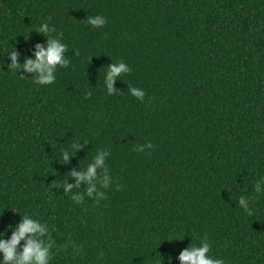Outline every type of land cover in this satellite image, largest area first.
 <instances>
[{"label": "trees", "instance_id": "trees-1", "mask_svg": "<svg viewBox=\"0 0 264 264\" xmlns=\"http://www.w3.org/2000/svg\"><path fill=\"white\" fill-rule=\"evenodd\" d=\"M95 14L103 27L85 22ZM42 21L68 46L50 85L7 68L11 47L22 63L46 40ZM121 59L131 71L109 95ZM103 149L105 198L73 202L54 184ZM261 176L264 0H0V230L46 221L50 264H179L201 237L225 264H264V194L251 216L236 203Z\"/></svg>", "mask_w": 264, "mask_h": 264}, {"label": "clouds", "instance_id": "clouds-1", "mask_svg": "<svg viewBox=\"0 0 264 264\" xmlns=\"http://www.w3.org/2000/svg\"><path fill=\"white\" fill-rule=\"evenodd\" d=\"M85 22L92 27H103L106 17L101 14L87 15ZM35 31L43 34L46 40L43 43H36L31 56H25L23 62L17 61V51L11 47L8 53L9 63L7 68L19 77V69H23L24 73H29L33 77V82L37 85H50L56 79L57 68L68 66L69 58L66 56L68 46L56 36L51 35L55 28L47 21H42L34 28ZM131 69L123 59L117 62L107 64V70L103 76V87L105 91L111 95L116 89L113 87V81L122 73H129ZM29 76V75H28ZM128 92L138 100H143L145 90L143 88L129 85ZM90 93L85 92V96ZM80 147L79 143L72 146L73 151L67 149L62 150L61 158L67 162L70 155L74 154L75 149ZM151 142H145L135 146L136 151L151 149ZM108 156L107 149L97 150L91 161L82 168L72 169L67 176L75 178L73 184L67 183V177L57 184H62L64 193H67L70 199L75 203H80L85 196L97 199L105 198V192L100 189L108 188L113 182V178L109 173V169L105 162ZM83 183L85 190L81 193H73L70 191L73 187ZM118 187V186H117ZM252 195H240L236 203L249 216L252 215V208L249 201L258 198L260 194H264V176L259 177L252 185ZM10 231V235L5 239V233ZM175 237H172V240ZM177 239V238H176ZM23 241V243H19ZM19 245V250H18ZM56 243L53 240L49 226L46 221H41L38 217L31 214H20V220L14 225H6L0 230V264H50L53 255V249ZM68 245L65 244V247ZM211 244L206 237H201L199 244L187 245L182 248L176 259L179 264H225V260L221 257H214L210 254ZM171 259V257H169ZM160 264V261H159Z\"/></svg>", "mask_w": 264, "mask_h": 264}]
</instances>
